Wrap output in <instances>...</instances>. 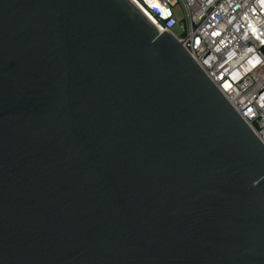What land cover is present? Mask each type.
Returning <instances> with one entry per match:
<instances>
[{"label":"water","instance_id":"water-1","mask_svg":"<svg viewBox=\"0 0 264 264\" xmlns=\"http://www.w3.org/2000/svg\"><path fill=\"white\" fill-rule=\"evenodd\" d=\"M0 264H264V144L133 0H0Z\"/></svg>","mask_w":264,"mask_h":264},{"label":"built area","instance_id":"built-area-1","mask_svg":"<svg viewBox=\"0 0 264 264\" xmlns=\"http://www.w3.org/2000/svg\"><path fill=\"white\" fill-rule=\"evenodd\" d=\"M172 32L264 144V2L135 0ZM178 12V14L176 13ZM180 27L182 35L174 28Z\"/></svg>","mask_w":264,"mask_h":264},{"label":"bare ground","instance_id":"bare-ground-1","mask_svg":"<svg viewBox=\"0 0 264 264\" xmlns=\"http://www.w3.org/2000/svg\"><path fill=\"white\" fill-rule=\"evenodd\" d=\"M144 12H145V14L150 18V20L154 23V24H156V26H158L157 25V23H156V21H155V18L148 12V11H146V10H144L143 9V7L141 6V5H139V3L137 2V1H135V0H133ZM158 28L160 29V27L158 26ZM161 30V29H160Z\"/></svg>","mask_w":264,"mask_h":264},{"label":"rangeland","instance_id":"rangeland-1","mask_svg":"<svg viewBox=\"0 0 264 264\" xmlns=\"http://www.w3.org/2000/svg\"><path fill=\"white\" fill-rule=\"evenodd\" d=\"M176 13L178 14V12H176ZM174 33H175L176 35H182L183 30H182V28H180V27H175V28H174Z\"/></svg>","mask_w":264,"mask_h":264},{"label":"snow or ice","instance_id":"snow-or-ice-1","mask_svg":"<svg viewBox=\"0 0 264 264\" xmlns=\"http://www.w3.org/2000/svg\"><path fill=\"white\" fill-rule=\"evenodd\" d=\"M261 2H264V0H261Z\"/></svg>","mask_w":264,"mask_h":264}]
</instances>
